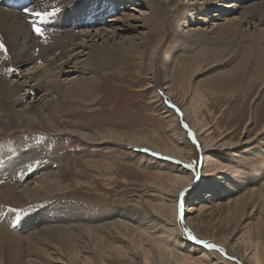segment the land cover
<instances>
[{
    "label": "bare ground",
    "instance_id": "bare-ground-1",
    "mask_svg": "<svg viewBox=\"0 0 264 264\" xmlns=\"http://www.w3.org/2000/svg\"><path fill=\"white\" fill-rule=\"evenodd\" d=\"M13 1L15 0H0V41L7 49L6 53L0 50V130L24 126L30 128V125L35 123L34 120H40L39 115L44 117V107L38 104H34V109L25 107V101L29 97L35 95L36 99L37 93H41L44 102H55L60 97L69 98L72 96L71 90L76 88L80 80L85 79V77L74 80L63 78L68 75L66 67L73 58L84 57L82 62H85V66H101L109 60H114L115 53V58L119 53H123L118 40L125 39L124 32L139 31L154 17V12L151 10L142 12V9L137 7L139 3L135 2L136 0H17L18 4L10 5L9 3ZM169 1H174L171 3L170 15L177 28L176 39L180 43L187 44L190 52L193 53V57H187L184 66L188 85L187 89L183 90L181 99H185L189 94L187 97L189 106H185V110L200 136L199 145L201 155H204L203 160L197 166L194 176L192 173L186 174L179 167L167 165L168 172H161L162 177L154 179L149 185L153 194L147 195L149 199L140 200L138 204L153 212V215H150L149 221H152L150 226L144 224L135 214L124 211L115 212L118 221L93 227L78 224L81 229L92 228L91 231H94L97 241L93 243L91 257L87 255L79 257L81 254L79 247L73 246L77 241L74 232L67 234L70 239L67 240L65 249L68 251L66 255L71 263L152 264L154 259L166 258L172 264H221L220 261L212 259L204 249L200 250L199 256L194 257L192 254L195 244L190 242L186 244L174 225L178 204L175 196L191 185L195 189L196 185L200 184L196 191L192 189L193 187L190 190L189 196H194L196 200L188 203L187 206L186 202H189L190 198H187L186 202L182 201L184 227L189 229L192 226L198 233H203L220 245L228 247L241 256L244 264H264V180L260 184L250 179L236 183L228 177V165L221 164L214 155L223 149L234 150L239 145L256 138L260 143H264V106H260V103L264 102L261 97L264 87L258 95L262 101L252 107L253 116L244 114L246 101H241L250 95L252 92L250 89L255 83H259V87L261 84L264 85V0ZM5 2L7 7L4 6ZM128 2L134 3L135 8L131 10H136L137 14L128 10L126 5ZM177 2H183L179 9L176 8ZM31 4H34V7ZM27 6V9L32 11L53 13L48 20L51 21L50 19L53 18L51 23L54 25V31L45 24L46 22L41 24V27H46L44 35L52 37L50 44L45 43L47 40L44 36L31 34L29 21L34 18L24 11ZM108 21L111 23L106 25ZM162 39L160 37L159 42ZM128 44L131 45L133 42L129 41ZM156 48L154 46L150 52V69ZM36 52L37 54L33 56ZM142 54L139 52L140 56ZM208 64L211 65L207 70L200 71ZM21 67L25 69L20 70ZM12 70L16 72L12 73ZM23 70L24 74L21 73ZM238 88L242 96L237 101L241 103L233 122L238 123L240 119L241 122L234 126L232 131L220 133L216 137L213 135L211 129L213 125L210 124L212 121H209V118L214 117V107L220 99L210 98L207 105L206 93L225 94L235 98L236 94L233 91ZM184 102L186 104V99ZM260 107L263 108L262 112ZM33 110H35L34 115L30 113ZM213 120L216 127H220V119L213 118ZM174 132V135L166 139H162L161 135L154 132L148 136L107 131L96 138L92 133L80 131L78 135L82 140L87 141L111 138L113 141L130 145L144 143L173 159L180 158V164L185 167L187 165L185 160L195 153L191 145L182 140L181 133H176V130ZM231 133L233 134L230 136ZM261 135L263 137L259 138L258 136ZM30 153L23 154L22 158L29 156ZM13 162H0V179L6 171L12 172L14 165L18 163ZM51 169L50 166L40 168L34 172L36 177L23 184H11V180L6 176V182L0 181V219L2 220L0 249L5 246L3 244H6L9 238L21 241L24 238H33L34 234L27 236L23 234L36 227L32 218L22 221L19 230L21 232L14 233L7 229L8 225L15 221L16 216L8 205L9 203L15 207L26 205L34 199L45 198L63 189L58 174ZM262 174L264 177V171ZM229 195L233 198L223 204L222 208L226 211L223 215V211L216 207L219 205L216 201L221 197L228 198ZM246 213L255 215L254 227L245 229V225H242L241 219ZM103 228L109 233H103ZM241 230L243 232H240ZM99 233L110 241L106 239H104L106 242L100 241L103 239ZM114 240L116 241L113 242ZM167 243L181 250L185 247L187 249L185 248L186 251L183 250L182 254L178 255L176 249L173 251L166 246ZM94 258L96 261H92Z\"/></svg>",
    "mask_w": 264,
    "mask_h": 264
},
{
    "label": "rangeland",
    "instance_id": "rangeland-1",
    "mask_svg": "<svg viewBox=\"0 0 264 264\" xmlns=\"http://www.w3.org/2000/svg\"><path fill=\"white\" fill-rule=\"evenodd\" d=\"M135 2L139 3L137 7L141 8L142 12L150 10L154 12V17L139 31L124 32L125 39L118 40L119 45L123 48V53H119L117 58H115V53L114 60H109L101 66H85V62H82L84 57L73 58L66 67L68 75L66 74L67 76L63 78L74 80L85 77V79L80 80L76 88L71 90L70 95L72 96L69 98L60 97L55 102H44L45 99L41 93H37L36 99L32 94L33 96L25 101V107L34 109V104L44 107V117L39 115L40 120H34L35 123L30 125V128L24 126L0 130V162H18L14 165L12 172L6 171L2 174V179H0L2 183L6 182V178H9L11 184H23L37 176L34 172L42 167L50 166L51 170L58 174L60 185L64 186L60 191L49 194L45 198L34 199L26 205L15 207L9 203L8 207L12 208L16 216L15 221L10 223L7 229L14 233L21 232L19 231L21 223L27 218H32L36 227H33L34 229L32 228L28 233H23L26 236L34 234L32 239L20 238L21 241L9 238L5 242L6 244H3L5 246L0 249V264H74L67 258L68 251L65 249L66 242L70 239L68 235L73 232L77 238V241H73L75 244L73 246L79 247L81 251L79 257L81 255L91 257L93 243L97 241L95 233L91 231L92 228L90 230L88 227L81 229L78 224L93 227L118 221L115 212L124 211V213L135 214L144 224L150 226L152 224V221H149L150 215H153V212L138 204L140 200H148L149 196L147 195L153 194L149 185L154 179L162 177L161 172H168L167 165L179 167L186 174L192 173L194 176L197 166L202 162L204 155H201L199 145L201 139L185 110V106H189L187 98L189 94L186 95V98L184 97L186 104L185 99H181L182 92L187 89L188 85L187 76L184 75V66L187 57H193V53L190 52L187 44L180 43L176 39L178 32L175 21L170 15L171 3L174 1L136 0ZM182 3L177 2L176 8L179 9ZM126 5L131 13L137 14L136 10H131L135 8L133 2H128ZM31 6L34 7V4ZM110 23L108 21L105 24ZM45 24L52 27L53 31L55 30L51 21L47 20ZM44 28L46 29V27ZM160 37L163 38L161 42H159ZM44 39L47 40L45 43L50 44L52 41L50 35H44ZM129 41H132L133 44H128ZM154 46L157 48L152 57L150 69L149 57ZM139 52L143 54L140 56ZM35 54L37 52L33 56ZM210 61L212 62V59ZM210 65H204L200 71L207 70ZM22 69L25 68L21 67L20 70ZM14 72L16 70H12V73ZM21 73L24 74L25 71L23 70ZM263 87V84L259 87V83H255L250 89L252 92L249 96L247 95V99H241L242 102L246 101L244 103L246 116H253V105H258L257 103L262 101L258 95ZM239 91V88L233 91L236 94L235 98L225 96V94L215 93L211 96L206 93L207 105L210 98L220 99L214 107V117L209 118V121H212L210 124L213 125L211 129L214 136L217 137L220 133L232 131L234 126L240 124L241 119L238 120V123L233 122L241 103V101H237L242 96ZM261 94L264 99V92ZM260 106H264V102L260 103ZM261 109L263 108L260 107V112H262ZM30 113L34 115L35 110ZM169 114L171 116H168ZM213 118L220 119V127H216ZM174 130L177 131L176 133H181L182 140L187 141L195 153L194 156L185 160L187 164H193L191 169L181 165L180 158L174 157L173 159L144 143L130 145L113 141L111 138L87 141L82 140L78 135L80 131L92 133L96 138L99 134L107 131L120 132L125 135L137 133L148 136L154 132L161 135L162 139H166L174 135ZM189 131L194 133L196 143H193L192 138L188 135ZM258 137H263V135ZM257 140L258 138L251 140L252 142L241 144L235 148L236 150L223 149L214 154L221 164L228 165L229 170H226L228 177H231L236 183L240 180L250 179V181L255 180L260 184L264 180L262 174L264 171V143ZM144 149L148 151H144ZM29 152H31L29 156L22 158L23 154ZM154 153L158 155H154ZM192 187L191 185L185 188L183 196L179 195L180 192L175 196L178 203L186 202L187 198H190L189 202H186L187 206L188 203L196 200L189 194L190 190L199 189L200 184H197L195 189ZM232 198L229 195L228 198L221 197L216 201L219 202L216 207L223 211V215L226 214L222 208L223 204ZM144 217L149 218L144 219ZM159 220L161 219L159 218ZM0 221L2 223L1 219ZM162 221L165 223L164 220ZM255 221V215L252 213H246L241 219L245 229L254 227ZM174 222L181 239L186 244L189 242L195 244L194 254H192L194 257L199 256L200 250L204 249L212 259L220 261L221 264H244L241 256L232 252L228 247L220 245L203 233H198L192 226L188 227L189 229L185 228L183 223L177 219V212ZM82 230L86 233L89 232L86 234ZM185 230L196 239L189 238ZM115 231L112 230V232ZM102 232L109 233L105 228ZM102 237L103 240H100L102 242L109 240L104 235ZM11 241L15 243V246L13 243H9ZM198 241L214 243L223 251H220L219 248L209 249ZM166 246L172 250L176 249L178 255L187 249V247H185L186 249L182 248L183 250L178 249L170 243H167ZM94 260L95 258L92 259V261ZM153 261L152 264H172L166 258ZM78 264H83V262H78Z\"/></svg>",
    "mask_w": 264,
    "mask_h": 264
},
{
    "label": "snow or ice",
    "instance_id": "snow-or-ice-1",
    "mask_svg": "<svg viewBox=\"0 0 264 264\" xmlns=\"http://www.w3.org/2000/svg\"><path fill=\"white\" fill-rule=\"evenodd\" d=\"M58 10L59 9H56V11H58ZM24 11L26 13H29L30 16L34 18V19L29 21V23L31 24L32 32L38 37H43L44 36V28L41 27V24L46 22L48 20V18L53 15V13L48 12V11H32V10L27 9V8H25ZM0 50H3L5 53L7 52V49H6V47L2 41H0ZM172 107H175V105H172ZM177 111H179V110L177 109ZM188 135L192 138L193 143H196L194 133L189 131ZM144 151H148V150L144 149ZM154 155H158V154L154 153ZM185 167L191 169L193 167V164L189 163V164L185 165ZM185 191L186 190H181L179 195L183 196ZM182 207H183L182 202L177 204V219L180 220L181 222L183 220ZM185 231L187 232V230H185ZM187 234H188L189 238L194 239V240L196 239L194 236L191 235L190 232H187ZM198 242L204 244L209 249L219 248V246L214 244V243H208L207 241H198ZM219 250L223 251L222 248H219Z\"/></svg>",
    "mask_w": 264,
    "mask_h": 264
}]
</instances>
